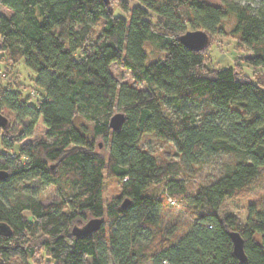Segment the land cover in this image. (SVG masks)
<instances>
[{"label": "trees", "instance_id": "1", "mask_svg": "<svg viewBox=\"0 0 264 264\" xmlns=\"http://www.w3.org/2000/svg\"><path fill=\"white\" fill-rule=\"evenodd\" d=\"M133 1L0 0L11 12L0 14V78L22 63L32 76L21 85L38 91L0 88V112L20 127L14 133L9 119L0 128L8 150L0 152L7 173L0 227L8 229H0V264H34L38 250L42 264H264V207L251 204L245 222L221 214L225 200L255 186L264 169V0ZM229 16L228 34L244 56L215 69L210 48L227 34ZM197 30L210 37L200 51L180 41ZM152 51L161 57L151 60ZM114 63L145 89L120 83ZM116 109L125 121L114 131ZM145 135L172 143L178 161L160 162L143 149ZM34 136L44 139L24 143ZM222 154L234 161L189 193L181 175ZM106 177L119 184L112 200ZM37 185L57 187L59 201L44 205ZM172 197L197 210L180 237L162 227ZM93 219L103 221L97 231L73 234ZM231 232L244 241V262Z\"/></svg>", "mask_w": 264, "mask_h": 264}, {"label": "rangeland", "instance_id": "2", "mask_svg": "<svg viewBox=\"0 0 264 264\" xmlns=\"http://www.w3.org/2000/svg\"><path fill=\"white\" fill-rule=\"evenodd\" d=\"M130 4H135L133 0H127ZM213 5H222V0H205ZM245 1V0H242ZM257 4L259 0H252ZM115 3L119 4L120 0H114ZM0 14L10 16L11 12L5 7L0 5ZM234 26V18L229 16L223 21V27L226 31V35L215 36L216 40H213L210 48L209 65L215 69H224L228 67H233L236 63V58L244 56L243 53L237 50V41L230 34L232 27ZM99 27V26H98ZM96 27V28H98ZM189 30L190 29V26ZM150 59L155 60L160 58L161 55L155 51L150 52ZM240 61V59H239ZM241 62V61H240ZM242 66L251 72V69L245 65V62H241ZM8 68L11 71L10 77L0 78V88L6 83H10V86L15 91L22 93V96H27L29 94L36 95L37 92L32 86H22L29 85L28 76H32V73L21 63L20 66L14 67L9 64ZM2 71V70H1ZM111 71L114 77L120 82H126L131 85L137 86L138 88L145 89L143 84H136L132 73L126 69L122 64H112ZM2 73V72H1ZM1 81L2 79H5ZM9 85V84H8ZM36 100H33L34 103ZM119 113L118 109L113 112V115ZM3 114L7 116L13 125V132L19 133L20 127L16 122L15 116L8 110H3ZM44 137L34 136L31 139L26 140L24 143H37ZM140 145L143 149L149 151L153 156H155L160 162H173L178 161L175 156V147L172 143L161 141L154 137V135H145L141 138ZM0 152H8L1 141L0 136ZM234 157L227 154L213 156L210 159L203 161L201 165H196L190 175H181L186 183L189 193H193L195 189L200 185H208L212 183L216 178H218L223 172V166L228 163H232ZM105 199L112 200L119 193V184L106 177L105 180ZM31 193L30 190L21 189V193ZM33 193L38 195L39 200L44 205H50L53 202L59 201L60 194L57 187L49 186L43 187L37 185V188ZM163 194L161 193V196ZM163 197V196H162ZM166 198V196H165ZM173 198V197H172ZM175 198V197H174ZM173 198V199H174ZM168 198V202L170 201ZM175 205H165L164 212L162 215V227L173 229L175 228L176 237H180L181 234L185 233L196 219L197 210L191 208L184 200L174 199ZM251 204L257 205L259 208L264 207V169L261 170V180L251 189L245 190L239 193L236 197L228 198L222 204L221 214L223 216L233 215L245 222L247 217V210ZM203 211L208 212L207 209ZM42 251V250H41ZM41 253V252H40ZM39 250L34 257V264H42L41 256ZM44 255V253H42ZM151 264V263H146Z\"/></svg>", "mask_w": 264, "mask_h": 264}, {"label": "water", "instance_id": "3", "mask_svg": "<svg viewBox=\"0 0 264 264\" xmlns=\"http://www.w3.org/2000/svg\"><path fill=\"white\" fill-rule=\"evenodd\" d=\"M107 5H110L112 0H103ZM181 43L187 48L200 51L204 50L210 45V37L204 30L197 31H188L184 35L180 37ZM125 121V115L122 113L115 114L110 120V127L112 130L117 131L121 128ZM9 118L0 112V128H6L9 125ZM7 177V173L4 171H0V181ZM129 202L126 201L124 206H126ZM103 224L101 219H93L90 220L83 228L75 227L73 230V234L77 236L88 235L95 231H97ZM2 232H8L6 226L0 227ZM230 237L233 241L234 245V254L235 256L241 260L246 261L247 257L244 252V241L238 232H231Z\"/></svg>", "mask_w": 264, "mask_h": 264}, {"label": "built area", "instance_id": "4", "mask_svg": "<svg viewBox=\"0 0 264 264\" xmlns=\"http://www.w3.org/2000/svg\"><path fill=\"white\" fill-rule=\"evenodd\" d=\"M171 203L173 204L172 200L170 199Z\"/></svg>", "mask_w": 264, "mask_h": 264}]
</instances>
